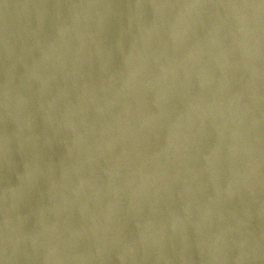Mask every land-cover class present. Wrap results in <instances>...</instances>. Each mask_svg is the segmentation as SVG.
Masks as SVG:
<instances>
[{
    "label": "water",
    "instance_id": "water-1",
    "mask_svg": "<svg viewBox=\"0 0 264 264\" xmlns=\"http://www.w3.org/2000/svg\"><path fill=\"white\" fill-rule=\"evenodd\" d=\"M0 264H264L261 0H0Z\"/></svg>",
    "mask_w": 264,
    "mask_h": 264
},
{
    "label": "snow or ice",
    "instance_id": "snow-or-ice-1",
    "mask_svg": "<svg viewBox=\"0 0 264 264\" xmlns=\"http://www.w3.org/2000/svg\"><path fill=\"white\" fill-rule=\"evenodd\" d=\"M261 4H264V0H261Z\"/></svg>",
    "mask_w": 264,
    "mask_h": 264
}]
</instances>
